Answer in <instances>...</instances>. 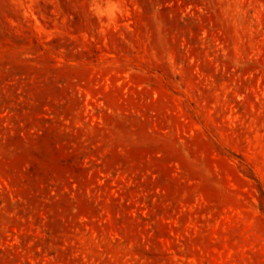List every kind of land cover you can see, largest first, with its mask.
I'll return each instance as SVG.
<instances>
[{
	"label": "rangeland",
	"instance_id": "obj_1",
	"mask_svg": "<svg viewBox=\"0 0 264 264\" xmlns=\"http://www.w3.org/2000/svg\"><path fill=\"white\" fill-rule=\"evenodd\" d=\"M0 264H264V0H0Z\"/></svg>",
	"mask_w": 264,
	"mask_h": 264
}]
</instances>
